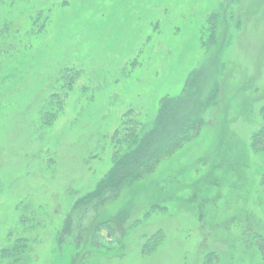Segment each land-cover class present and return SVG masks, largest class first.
Segmentation results:
<instances>
[{
  "label": "rangeland",
  "instance_id": "obj_1",
  "mask_svg": "<svg viewBox=\"0 0 264 264\" xmlns=\"http://www.w3.org/2000/svg\"><path fill=\"white\" fill-rule=\"evenodd\" d=\"M30 1L0 10V257L20 246L22 264H264V158L250 148L264 127V0ZM44 8V32L27 34ZM219 12L218 98L200 134L96 213L72 212L111 168L123 123L151 128L209 61ZM68 68L79 76L61 92Z\"/></svg>",
  "mask_w": 264,
  "mask_h": 264
},
{
  "label": "trees",
  "instance_id": "obj_2",
  "mask_svg": "<svg viewBox=\"0 0 264 264\" xmlns=\"http://www.w3.org/2000/svg\"><path fill=\"white\" fill-rule=\"evenodd\" d=\"M30 3V0H0V10L9 11L6 16H3L7 18L15 6L19 4L30 5ZM52 12V8L36 10L34 15L29 18L30 28L27 34L39 36L43 33L48 21H50V13ZM44 13L46 16L42 18ZM3 17H0L1 22ZM221 18L222 14L219 12L212 14L208 19L209 25L205 34V38L208 39L204 43L207 50L213 48L211 45L216 46V50L212 53L209 61L189 75L181 95L165 97L161 100L158 114L151 128L145 129L137 123H135L137 127H133L128 122L131 127L125 129L126 123H123L124 127L117 130L113 138L114 151L111 168L98 181L92 191L77 200L72 212L86 209L84 215L96 213L102 203L118 199L125 187L131 186L144 176L152 174L163 160L172 157L175 152L200 134L206 124L204 114L218 98L216 70L218 57L223 47L218 42ZM10 26L11 24L7 22L3 24L0 27V35L6 36L9 32L5 31H9ZM75 76H79V72L72 68H68L62 73L63 86L61 92L66 91L68 87L70 89L73 87L76 80ZM53 112L52 110H43L42 112L44 117L42 121L47 125H51L57 119V114ZM262 115L264 116V109ZM250 148L254 153L262 154L264 158V127L253 134ZM29 205L31 209L30 202ZM158 210H160L159 207L153 206L151 213ZM70 220L71 217H68L64 222L62 233L68 234L70 232ZM63 235L61 234L59 239L62 240ZM161 235V232L153 235L144 245L142 253L146 254L155 250L161 241L159 240ZM20 242L22 239L18 240V243ZM19 252L20 246L6 247L1 251L0 264H22L23 257Z\"/></svg>",
  "mask_w": 264,
  "mask_h": 264
}]
</instances>
